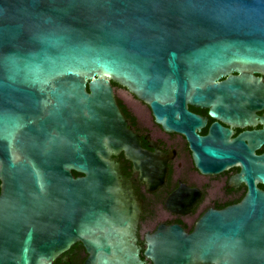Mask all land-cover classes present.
<instances>
[{"label": "water", "instance_id": "95a60500", "mask_svg": "<svg viewBox=\"0 0 264 264\" xmlns=\"http://www.w3.org/2000/svg\"><path fill=\"white\" fill-rule=\"evenodd\" d=\"M233 73L264 74V0H0V264H54L76 243L86 264H145L140 210L112 160L139 141L112 83L170 131L187 102L234 90L217 84ZM146 255L264 264V198L191 235L160 231Z\"/></svg>", "mask_w": 264, "mask_h": 264}, {"label": "flooded vegetation", "instance_id": "af4514ba", "mask_svg": "<svg viewBox=\"0 0 264 264\" xmlns=\"http://www.w3.org/2000/svg\"><path fill=\"white\" fill-rule=\"evenodd\" d=\"M229 79L234 90L224 87L204 103L187 102V120L170 131L147 104L112 83L139 141L137 156L123 152L112 160L140 210L135 244L145 264H152L146 253L160 231L174 227L191 235L209 213L242 209L252 194L264 198V74L239 79L233 73L217 84ZM89 257L76 243L54 264H86Z\"/></svg>", "mask_w": 264, "mask_h": 264}, {"label": "trees", "instance_id": "16d2710c", "mask_svg": "<svg viewBox=\"0 0 264 264\" xmlns=\"http://www.w3.org/2000/svg\"><path fill=\"white\" fill-rule=\"evenodd\" d=\"M74 175H75V177H79L80 175H78V174H76V173H74Z\"/></svg>", "mask_w": 264, "mask_h": 264}]
</instances>
